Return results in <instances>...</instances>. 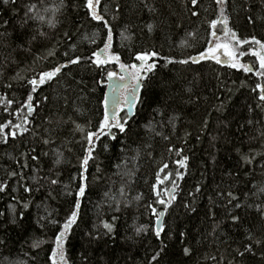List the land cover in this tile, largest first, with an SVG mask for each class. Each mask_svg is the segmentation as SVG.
Listing matches in <instances>:
<instances>
[{
  "label": "trees",
  "instance_id": "obj_1",
  "mask_svg": "<svg viewBox=\"0 0 264 264\" xmlns=\"http://www.w3.org/2000/svg\"><path fill=\"white\" fill-rule=\"evenodd\" d=\"M86 3L17 0L5 7L0 0V22L7 21L0 27V125H7L0 133V185H6L0 192V264H52L55 237L74 208L82 171L86 196L65 242L69 264H264V219L257 211L264 210V104L257 88L264 87V76L200 58L211 33L223 27H210L221 7L238 39L264 43V0H227L223 6L198 0L195 9L191 0H100V22L91 19ZM31 5L43 23L25 16ZM105 42L121 63L148 53L155 68L142 80L132 117L118 115L128 120L126 132L113 128L115 139L95 140L85 171L86 136L99 129L107 73L119 68L115 62L102 69L91 63ZM257 48L242 45L243 65L256 72L259 64L247 50ZM77 57L81 63L71 64ZM165 58L189 63L166 65ZM65 64L52 81L31 91L29 80ZM185 157L187 166L181 167ZM228 192L241 208L228 203ZM169 193L176 199L163 215L158 239L151 208L164 211L156 201H168ZM232 215L240 217L238 223ZM103 223H114L110 236L103 234ZM137 227L145 231L137 235ZM36 240L42 243L33 248ZM245 244L252 252L241 258L234 250L243 251Z\"/></svg>",
  "mask_w": 264,
  "mask_h": 264
},
{
  "label": "snow or ice",
  "instance_id": "obj_2",
  "mask_svg": "<svg viewBox=\"0 0 264 264\" xmlns=\"http://www.w3.org/2000/svg\"><path fill=\"white\" fill-rule=\"evenodd\" d=\"M216 4L218 6H223L227 3V0H215ZM2 3L5 7H7L10 3L15 5L17 3V0H2ZM191 3L193 5V8L195 9V7L198 5V0H191ZM100 4V0H87L86 3V7L89 10V13L91 15V19L95 20L97 22H100L103 20V16L99 15L97 13V6H99ZM35 5H31L28 7L25 16L28 19H34V20H39L41 23L44 22V16L43 15H39L38 13H34V9H35ZM31 14V15H30ZM193 16L198 15V13L193 10L191 13ZM27 22V21H25ZM49 26L54 27V24H52L51 21H48ZM218 24H222L223 27V33H224V37L228 38L229 42H216L214 44L213 47L208 48L205 52H202L200 54V58L201 59H212L214 60L217 64H221L223 63L221 61V59L217 56V52L220 49L224 50V54L226 56L229 57V62H228V67L233 68V69H243V71L245 73H252L254 72L256 75L258 76H264V43H262L260 40H257L255 37L252 38L251 41L249 40H240L237 38V34L232 31L229 27H228V17L224 14V9L223 7H221V11H220V15L218 16V18L216 20L211 21L210 23V27L215 29L217 27ZM7 25V21H3L0 22V27H5L6 28ZM104 26L106 28H108V24L107 22H105ZM149 29L151 30V25L148 26ZM40 35H44V33H40ZM123 35V34H122ZM211 35L213 37H217V33L216 32H212ZM33 39H35V37H33ZM112 39V30L111 28H108V41H111ZM218 41H219V37H217ZM231 41H235V44L237 46H242L244 44H255L259 46V50H251V55L256 56L258 61H259V69L260 71L256 72L252 67L248 66V65H243L240 64L238 62V60L236 59V52L235 50L231 47L230 42ZM92 43H95V40H92ZM181 47L185 46V42L182 41L181 42ZM112 45L109 42H105L104 43V47L99 49V51H94L92 53V57L94 58H89L91 60V63L93 65H95L98 69H102L105 65L109 64V63H117L120 66L121 69V73H124L126 75H121L119 77L120 80H124L126 81L125 83V94L123 96V100H119V99H114L113 103L114 104H120L123 103L125 105H128V111L131 112L132 110V106H133V101H135L137 99L136 93L139 92L140 88H141V83L142 80L144 79V77H142L141 72L142 71H147V72H152L153 69L155 68L154 64H150L147 63V61L149 60V54L145 53V54H137L135 56V59L140 61V65H136V64H130V65H125L124 63H121V57L117 54H113L111 53L110 49H111ZM67 55V54H66ZM151 56L155 57L158 54L153 52L150 54ZM240 55H244V53H240ZM166 60V65L167 64H172V63H179V64H188L189 60L187 59H181L178 61H173L171 59L165 58ZM191 62L192 63H198L199 61L197 60L196 57H192L191 58ZM70 63L75 65V64H79L81 63V58L77 57L75 59H71ZM67 67V65H60L55 67L52 71H46V72H42L39 76V79H31L28 81V83L32 86L31 91L35 92L37 89L38 85H43L46 82H50L52 81L61 71V68ZM128 69H131V71H128ZM116 74L112 71H108L107 73V79L108 80H114L116 79ZM257 88L260 89V95L258 97V99L262 102V104H264V87H261L260 85H257ZM129 89L131 91H129ZM28 101L29 103L26 105V107L28 108V115H31L33 112V107L32 104L30 103L32 101V95L29 94L28 95ZM11 103V101H9V104ZM221 107H223V105H221ZM121 111H123V108L121 109ZM128 123V120H123L121 121L120 119H117L115 112H113L111 115L109 114V112L107 111V98H105V111H104V115H103V119L99 122V129L98 131H94V132H89L86 136V139L88 141L89 147L86 150V155L82 161L81 164V168H83L85 171L87 170V165L89 163V160L93 159L92 156V152L94 150L93 145L95 140L100 139L101 136L104 135H108L110 136L112 139H115V136L112 135V129L116 128L119 130V132L121 133H125L126 132V128L125 125ZM249 123H251V121H249ZM205 126L207 125V121H204ZM7 127V125H0V133H3L4 129ZM16 127H20V125H16ZM23 131H27V129H22ZM13 138H15V133H12ZM7 137H4L3 142L7 143ZM45 144L50 143L49 140H44ZM106 147V146H105ZM169 151H171L172 149L169 148ZM33 151H35V149H33ZM45 155H47V153H45ZM59 157V153L57 154ZM177 155H179V153H177ZM264 155V154H262ZM33 160H37L38 157L33 155L32 156ZM254 159V157L252 158ZM244 163L245 164H250L252 163V160L247 158V157H243ZM61 161L58 158L55 161V164H59ZM180 164L181 167H186L187 166V158L185 157L184 159L180 160L178 162ZM165 168L167 167V165L164 166ZM12 175H15V173H13ZM81 176V182L79 185V190L76 193V200H75V205L73 210L70 212V215L67 217L65 223L62 225V230L56 235L55 237V248L52 249V256L50 257V259L52 260V264H57V260L56 257H59V261L60 264H69L68 259L66 258L65 255V242L66 239L68 237V233L69 230L71 229V226L73 224H75L77 222V218L79 216L80 213V208H81V198L86 196V177L84 176V172L82 171L80 173ZM177 179H183V176L179 173H177ZM58 183V181L56 179H52L51 180V184L52 185H56ZM6 185H0V192L5 191ZM153 189L155 190V185L153 186ZM25 191H31L30 188L25 187ZM197 192L200 191L199 188L196 189ZM261 192H264V187L260 188ZM71 193H69L70 195ZM49 195H51V193H49ZM107 195V193H106ZM228 203L231 204L232 201H237L234 204V208L235 209H239L241 208L243 205L238 201V197H236L235 195H233L232 192H228ZM136 199H140V197H137ZM176 199V197L174 195H172L171 193H169V199L168 201L165 200H157L156 202L164 205V211L161 212H157V209L152 207L151 211L152 214L155 215L157 217V222L159 223V218L162 217L163 215H165V212L167 211L168 206L171 204L172 201H174ZM39 207V206H37ZM149 207H151V205H149ZM185 207H187V205H185ZM23 208L26 210L28 208V205L25 204L23 205ZM117 211H119V206H117L116 208ZM194 210V209H193ZM257 211H261V218L264 219V210H261L259 208V206H257ZM23 218V217H21ZM41 219H43V217H41ZM115 219V218H114ZM240 217L238 215H232L231 216V220L233 222V224H236L239 222ZM13 222H15V218L13 219ZM51 223H55V221H50ZM103 228H104V235H111L114 231L115 225L114 223H103ZM136 234L139 235L142 232L145 231V228L143 227H137L135 229ZM163 231V227L156 229L155 230V236L159 239L161 236V232ZM92 239H99L100 236L99 235H92ZM181 235H183V233H181ZM247 240H252V236L251 235H247L245 237ZM254 243H256L257 245H259L261 242L259 240L257 241H253ZM4 243L3 241H0V244ZM42 242L39 240H36L33 242L32 247L33 248H38L40 246ZM161 251H163V248L161 249ZM184 254L185 255H189L190 250L189 248H184L183 249ZM236 255L243 258L246 253H251L252 252V247L250 244H245L244 245V249L243 251H240L239 249L234 250ZM160 253H156V255H154L152 257L153 261H156L159 257ZM213 260L216 259V257H212ZM220 264H222V261L220 262ZM228 264H233L232 260L228 261Z\"/></svg>",
  "mask_w": 264,
  "mask_h": 264
},
{
  "label": "water",
  "instance_id": "obj_3",
  "mask_svg": "<svg viewBox=\"0 0 264 264\" xmlns=\"http://www.w3.org/2000/svg\"><path fill=\"white\" fill-rule=\"evenodd\" d=\"M140 63H141L140 61L136 60V62H134L133 64H136L139 66ZM222 64H226V62L223 61ZM114 73L116 74V77H117L116 79L111 80V81L108 79L106 80L105 95H104V111H105V98H107V111L109 112L110 115L113 112H115L116 117H117L118 108H119V106H122L123 111H125L127 113V118L130 119L134 113V106H135L136 100L133 101V106H132L131 112L128 111V105H125L123 103H120V104H114L113 103L114 99L121 100L120 91L125 88V83H126V81L120 80L118 77L121 75H126L124 73H121L120 68H118ZM141 75H142V77H145L147 75V71H142ZM139 93H140V90H139V92L136 93L137 97H138ZM162 218H163V216L159 218V223L156 221V229L161 228Z\"/></svg>",
  "mask_w": 264,
  "mask_h": 264
},
{
  "label": "rangeland",
  "instance_id": "obj_4",
  "mask_svg": "<svg viewBox=\"0 0 264 264\" xmlns=\"http://www.w3.org/2000/svg\"><path fill=\"white\" fill-rule=\"evenodd\" d=\"M96 10H97V13H98V6H97V9H96ZM223 27H224V26H223ZM223 27L221 28L220 31H216V30H214V32L216 31V33H217V37H219V41H218L217 37H213V36H212V38L210 39V43H209V47H208V48L213 47L214 44H215L216 42H229V41H228V38L224 37ZM230 45H231V47H232V48L235 50V52H236V59L238 60V62H239L240 64H243V63H242V58H243V56L246 55L247 53L244 51V49H242V46H237V45L235 44V41H231V42H230ZM255 50L258 51L259 49L257 48V49H255ZM247 52H248L249 54H251V50H250V51L247 50ZM240 53H244V55H240ZM216 54H217V56L221 59V61H222V60H225L226 63H227V65H228L229 57L226 56V55L224 54V50H223V49L218 50V52H217ZM254 57L256 58V61H257V63L259 64V61H258L257 57H256V56H254ZM207 59H208V58H207ZM119 67H120V66H119ZM128 71H131V69H128ZM124 94H125V88L122 89V90L120 91V97H121V100H123V96H124ZM120 109H121V107L119 106V110H118V111H120Z\"/></svg>",
  "mask_w": 264,
  "mask_h": 264
}]
</instances>
